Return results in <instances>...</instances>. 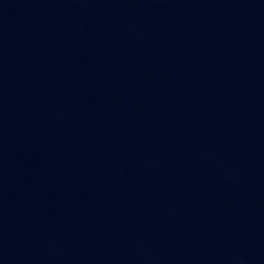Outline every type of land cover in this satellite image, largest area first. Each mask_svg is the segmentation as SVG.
Segmentation results:
<instances>
[{"label":"water","instance_id":"water-1","mask_svg":"<svg viewBox=\"0 0 264 264\" xmlns=\"http://www.w3.org/2000/svg\"><path fill=\"white\" fill-rule=\"evenodd\" d=\"M0 264H264V0H0Z\"/></svg>","mask_w":264,"mask_h":264}]
</instances>
